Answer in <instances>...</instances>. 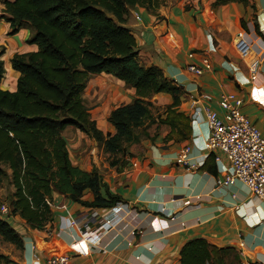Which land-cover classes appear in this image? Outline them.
<instances>
[{"label": "crops", "instance_id": "1", "mask_svg": "<svg viewBox=\"0 0 264 264\" xmlns=\"http://www.w3.org/2000/svg\"><path fill=\"white\" fill-rule=\"evenodd\" d=\"M4 1L0 0V49L4 51L0 89L14 92L20 74L11 68L10 60L16 54L35 52L37 47L27 43L32 30L11 31L3 18ZM215 1L164 0L154 13L139 8L129 10L126 17L125 26L135 39L140 64L158 67L183 89L178 111L189 117L188 140L164 143L161 135L153 143L143 142L129 168L117 171L108 167V173L102 174L94 155L97 144L77 129L65 128L61 135L72 164L86 172L99 170L109 191L121 196L123 202L107 210L87 209L53 193V221L48 230L27 227L26 235H21L22 250L0 253L17 264L36 260L44 264L53 255L67 256L68 264H180L183 245L202 238L214 247L233 249L241 264H264V205L250 197L238 181L217 185L226 173V158L219 153L216 162L208 155L193 171H185L176 163L186 145L191 147L192 163L207 155L203 151L208 135L205 114L202 112V118L195 121L190 108V97L199 93L214 98L209 106L218 113L219 94L233 93L242 98L241 114L264 138V0L217 6ZM238 39L249 46L245 59L235 49ZM204 59L210 68L200 77L187 70L188 65L202 67ZM252 60L259 63L254 75L247 69ZM134 97V89L104 73L91 76L83 92L91 119L103 134L111 135L115 130L108 123L110 112ZM150 101L166 108L172 98L157 94ZM84 238L98 243L89 250Z\"/></svg>", "mask_w": 264, "mask_h": 264}, {"label": "trees", "instance_id": "2", "mask_svg": "<svg viewBox=\"0 0 264 264\" xmlns=\"http://www.w3.org/2000/svg\"><path fill=\"white\" fill-rule=\"evenodd\" d=\"M162 0H5L3 18L12 32L32 30L27 41L37 51L16 54L11 68L19 72L14 92L0 89V182L13 187L10 212L0 214V237L23 249L22 236L3 217H18L31 230L45 232L53 221L52 194L87 209L107 210L123 199L109 191L105 179L74 166L62 131L73 127L103 147L108 155L126 154L136 144L137 130L163 127L164 143H184L190 136L189 117L178 111L184 94L156 66L144 67L131 30L129 10L154 13ZM247 0H216L214 5ZM0 49V82L4 68ZM107 74L135 90L126 105L113 109L108 123L115 133L103 134L86 108L83 92L93 75ZM168 94L171 105L153 116L150 99ZM148 139H153L148 135ZM137 155V154H136ZM135 155V156H136ZM109 167L117 171L114 161ZM90 197L89 199H87ZM12 217V218H11ZM180 264H241L233 249L214 247L202 238L186 242ZM0 264H17L0 254Z\"/></svg>", "mask_w": 264, "mask_h": 264}, {"label": "built area", "instance_id": "3", "mask_svg": "<svg viewBox=\"0 0 264 264\" xmlns=\"http://www.w3.org/2000/svg\"><path fill=\"white\" fill-rule=\"evenodd\" d=\"M235 49L241 59L248 57L249 46L243 39L236 41ZM189 57H192V54ZM258 64V61L252 60L247 65L251 75L257 72ZM209 68L210 63L207 59L202 62V67L187 66V70L197 77L203 75ZM213 100L214 98L208 93H199L195 98L190 97L193 120L198 121L202 118V112L205 114L208 135L203 151L207 155H202L200 162L192 163L189 160L191 147L186 145L180 149L176 163L185 171H193L203 164L208 155L219 162L217 154L220 153L226 158L228 167L224 177L217 180V185L229 186L234 181H238L246 187L250 197L264 205V138L258 128L241 114L239 108L243 103L242 98L233 93L219 94L216 104L221 113L210 108L209 104ZM1 213L6 215L7 208L2 206ZM86 233L87 231L84 235ZM84 241L88 243L89 250L98 243V241L91 242L88 238H84ZM33 264H40V262L36 260ZM44 264H68V257L53 255L47 258Z\"/></svg>", "mask_w": 264, "mask_h": 264}, {"label": "rangeland", "instance_id": "4", "mask_svg": "<svg viewBox=\"0 0 264 264\" xmlns=\"http://www.w3.org/2000/svg\"><path fill=\"white\" fill-rule=\"evenodd\" d=\"M164 0H162V2L160 3L159 7L154 10L153 12L157 11L160 6L163 4ZM150 101V100H149ZM151 103V101H150ZM102 104V101H101ZM150 110L153 116H156L157 114L163 113L165 108L161 107V106H157V104H152L150 105ZM91 116V115H90ZM73 127H68L67 129L71 130ZM163 127H159L156 128L155 126H150L148 128H146V132H142V129L137 130L136 134L139 137V142L136 144H127L126 145V154L122 155V154H117V155H108L104 150L103 147L97 144V148L94 152V155L97 156L98 162H99V168L101 169V173L102 174H106L108 173V167H109V163L111 161H114L117 164V167H123L124 169L129 168L131 166V160L132 158L139 153V148L142 147V143L143 142H155L158 138L161 137L162 133H163V129H161ZM148 135L152 136L153 139H148ZM163 137V135H162ZM89 139V137H87ZM107 169V171H106ZM111 169V168H110ZM113 169V168H112ZM116 169V168H115ZM92 170L97 171V173H99V170H96L95 168H93ZM89 170V171H92ZM117 170V169H116ZM13 192V187L10 184V181L8 179H4L3 181L0 182V214L1 213V207L4 206L7 208V213L8 214L10 212L9 210V203H10V199H11V194ZM52 203H51V209H52ZM53 212V211H52ZM90 216V215H89ZM94 216L92 215V221H94ZM6 221L9 222V224L15 228V230H17V232L20 235H26V231L27 230V226L24 222H22V220L16 218V219H10L7 217H3ZM12 218V217H11ZM0 252H4V253H9V254H16L15 252H19V250L15 247L10 245L9 243H6L5 241L2 240V238L0 237ZM2 254V253H0ZM4 255V254H3ZM6 256V254H5ZM8 256V255H7ZM9 257V256H8Z\"/></svg>", "mask_w": 264, "mask_h": 264}]
</instances>
